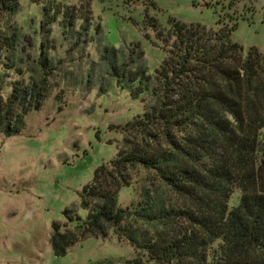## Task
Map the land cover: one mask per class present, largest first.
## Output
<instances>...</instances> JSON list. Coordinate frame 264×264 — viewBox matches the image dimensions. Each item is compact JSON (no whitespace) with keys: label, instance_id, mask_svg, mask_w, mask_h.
I'll use <instances>...</instances> for the list:
<instances>
[{"label":"trees","instance_id":"trees-1","mask_svg":"<svg viewBox=\"0 0 264 264\" xmlns=\"http://www.w3.org/2000/svg\"><path fill=\"white\" fill-rule=\"evenodd\" d=\"M20 1L0 0V11L13 15ZM31 1L36 13H43L34 15L40 19L39 36L57 25L62 36L88 29L86 11L65 6L61 12L60 4L49 0L39 9L41 1ZM75 14L82 23L74 29ZM170 24L162 40L167 55L152 74L137 66L138 57L105 59L111 78L120 75L137 84L132 96L144 95L142 115L115 128L122 136L115 158L95 170L79 196L86 219L73 221L67 211L66 222L54 227L55 257L112 232L133 249L135 264H264V53L250 48L244 55L231 38L234 21L219 17L215 31ZM14 42L0 34L5 137L17 135L24 116L46 97L35 84L23 89L18 83ZM104 52L113 54L109 48ZM137 183L142 185L137 203L120 206L119 191Z\"/></svg>","mask_w":264,"mask_h":264},{"label":"rangeland","instance_id":"rangeland-1","mask_svg":"<svg viewBox=\"0 0 264 264\" xmlns=\"http://www.w3.org/2000/svg\"><path fill=\"white\" fill-rule=\"evenodd\" d=\"M38 1L39 9L49 5L48 0ZM49 2L59 3L61 12L65 6L88 12V29L79 32L82 21H75V14L77 30L62 36L61 26L51 25V33L39 36L40 19L34 17L43 13H36L31 0H21L13 15L0 11V34L15 40V51L9 52L20 66L18 83L23 89L35 84L46 96L39 109L24 116L17 135L0 132V264H135L133 249L112 232L106 239L87 238L73 245L63 257H55L50 247L54 227L66 222L65 212L72 213L73 221L86 219L79 196L95 170L115 158L122 139L115 128L142 115L144 95L132 96L137 84L120 75L111 78L105 59L138 57L137 66L152 74L167 55L162 40L170 20L215 31L219 17L237 22L231 38L244 55L250 48L264 53V0ZM141 187L122 188L119 205H135Z\"/></svg>","mask_w":264,"mask_h":264}]
</instances>
